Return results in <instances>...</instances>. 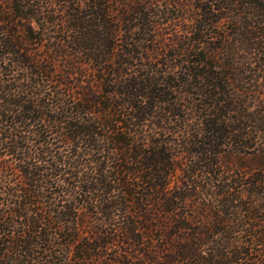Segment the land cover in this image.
<instances>
[{
	"label": "trees",
	"instance_id": "obj_1",
	"mask_svg": "<svg viewBox=\"0 0 264 264\" xmlns=\"http://www.w3.org/2000/svg\"><path fill=\"white\" fill-rule=\"evenodd\" d=\"M0 264H264V0H0Z\"/></svg>",
	"mask_w": 264,
	"mask_h": 264
}]
</instances>
